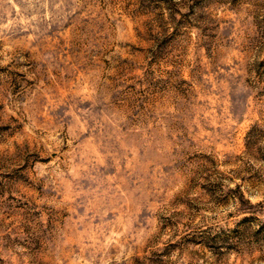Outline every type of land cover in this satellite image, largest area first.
<instances>
[{
  "label": "rangeland",
  "instance_id": "374dc122",
  "mask_svg": "<svg viewBox=\"0 0 264 264\" xmlns=\"http://www.w3.org/2000/svg\"><path fill=\"white\" fill-rule=\"evenodd\" d=\"M0 264H264V0H0Z\"/></svg>",
  "mask_w": 264,
  "mask_h": 264
}]
</instances>
